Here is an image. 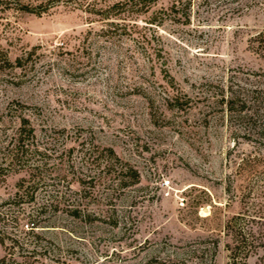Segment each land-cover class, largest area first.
<instances>
[{"label": "rangeland", "instance_id": "rangeland-1", "mask_svg": "<svg viewBox=\"0 0 264 264\" xmlns=\"http://www.w3.org/2000/svg\"><path fill=\"white\" fill-rule=\"evenodd\" d=\"M77 2L105 11H0V259L227 264L229 220L264 235V112L226 105L263 87L264 3Z\"/></svg>", "mask_w": 264, "mask_h": 264}, {"label": "trees", "instance_id": "trees-1", "mask_svg": "<svg viewBox=\"0 0 264 264\" xmlns=\"http://www.w3.org/2000/svg\"><path fill=\"white\" fill-rule=\"evenodd\" d=\"M133 1V0H131ZM233 1V0H231ZM260 3H264V0H257ZM120 4V1L114 3L111 8H115ZM67 6V5H77L79 9H83L88 13H102L104 11L100 9H94L90 3L86 2L82 4V2H77V0H0V11H17L20 13L32 14L35 16H41L43 14L48 13L51 9L56 8L58 6ZM110 9V8H109ZM104 19H108L107 15L101 14ZM253 47L255 48V52L259 54L260 57L264 59V32L259 33L252 40ZM3 63L11 66V62L7 59V56L4 55L1 59ZM15 65H21L20 59L15 60ZM240 101L241 107L243 109H247L248 111H261L264 112V84L262 88H254L248 92V94L242 99L238 100L236 96H231L230 100L227 101L226 105L228 106V110L232 109V105L236 102ZM250 113V112H249ZM25 135V136H24ZM34 131L28 125L26 120H22V124L20 128L17 130V134L15 137V149L16 154L13 155V158H18L23 155L25 152L24 149V137H33ZM111 155H114L112 150L109 151ZM17 188L19 192L15 194V198H20V196H27L28 192L26 188L22 190L24 187L22 184H18ZM21 191V193H20ZM23 191V194H22ZM32 200V196H31ZM242 216H235L231 220L227 222L226 228L229 232V235L232 240L231 245H227L226 248L229 252L228 263L227 264H250L249 260L251 258H255L256 262L253 264H264V235L262 232L258 231L253 226H249L248 228H243L241 226ZM254 221V219H252ZM35 227V224L32 223L30 231H32ZM31 233V232H30ZM29 233V234H30ZM11 241V249L18 247L17 240ZM1 244H4L3 239L0 240ZM216 247V243L213 244V249ZM213 256V254H212ZM211 256V257H212ZM201 263V262H200ZM0 264H17L10 257L4 256L0 259ZM211 264V263H209Z\"/></svg>", "mask_w": 264, "mask_h": 264}]
</instances>
